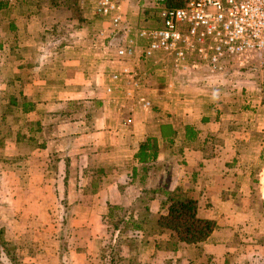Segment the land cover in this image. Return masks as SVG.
<instances>
[{"label":"crops","instance_id":"0c3cea01","mask_svg":"<svg viewBox=\"0 0 264 264\" xmlns=\"http://www.w3.org/2000/svg\"><path fill=\"white\" fill-rule=\"evenodd\" d=\"M81 8L77 26L72 10H51L53 21L70 19L48 39L17 10L0 41V85L16 99L1 115L0 223L20 264H68L74 239L81 250L70 264H106L115 207L113 218L130 209L145 224L128 235L138 240L132 264H264V79L237 84L230 60L217 72L184 73L140 51L121 59L118 43L98 35L107 22ZM148 140L157 154L143 163L136 155ZM169 193L195 199L198 215L216 221L201 245L174 250L171 232L148 224L167 211ZM51 225L69 226L63 252Z\"/></svg>","mask_w":264,"mask_h":264},{"label":"built area","instance_id":"2783aa9c","mask_svg":"<svg viewBox=\"0 0 264 264\" xmlns=\"http://www.w3.org/2000/svg\"><path fill=\"white\" fill-rule=\"evenodd\" d=\"M0 1L12 5L19 0ZM129 1L79 0L82 7L107 22L98 35L112 41L110 44L118 43L121 59L140 51L142 58L160 59L184 73L203 69L217 72L226 61L240 59L242 63L245 55H254L264 63V0H184L183 5L173 7L167 0H157L160 23L140 27L136 39H126L119 33L128 32L125 7ZM140 40L144 41L141 49ZM146 76L136 74V79Z\"/></svg>","mask_w":264,"mask_h":264},{"label":"rangeland","instance_id":"374dc122","mask_svg":"<svg viewBox=\"0 0 264 264\" xmlns=\"http://www.w3.org/2000/svg\"><path fill=\"white\" fill-rule=\"evenodd\" d=\"M2 2V1H0ZM78 1L76 0H70L67 2L66 0H19L17 3L9 5L5 2H2L5 5L4 10L0 11V41L1 39H4V37L8 36L7 32L10 29V24L12 23L13 18L15 15L18 13L16 12L17 10H22L24 13L28 15H34L36 23L38 24L40 29L42 30V34H44V37L47 39L50 37H54L55 35H58L59 33H63L64 29L59 28V26L64 25L62 24L63 22H66L68 19H73L72 22L70 21L69 23H74L76 26L80 25L82 22H84V19L82 17V8L81 5L77 3ZM73 3V4H72ZM73 6H69V5ZM159 5V2L157 0H130L129 3L127 4L125 8V26L128 29L127 31H121L119 34L126 39H136L137 37V31L139 30L140 27L143 26H151V25H158L159 18L157 15V6ZM78 6V7H77ZM67 7V8H66ZM59 9L60 12H67L72 10V17L70 18H62V21H53L50 15V11L53 9ZM62 10V11H61ZM62 15V13H61ZM96 15V14H95ZM101 18V19H100ZM100 19L101 21H105L103 17H100L96 15L94 17V21H97ZM99 24V23H98ZM66 26V25H64ZM62 26V27H64ZM88 26V25H87ZM99 26V25H98ZM124 26V25H123ZM4 27V28H2ZM56 27V28H55ZM3 29H7V31H4ZM59 31H58V30ZM57 30V31H56ZM63 30V31H61ZM54 31V32H53ZM59 32V33H58ZM4 33V34H3ZM78 33H76L77 35ZM84 34L89 37L90 39H95L96 32L95 30H88L84 31ZM119 35V36H120ZM49 36V37H48ZM122 38V39H123ZM121 39V37L119 38ZM0 52H1V47H0ZM1 56V55H0ZM198 58V57H197ZM244 60L242 63L240 62V59H232L230 61H233L232 63L234 64V69L232 70V76L236 78V83L241 84L245 81V79L249 78L252 81H261L264 79V63L261 61V59H257L254 55L251 56H244L242 57ZM231 63V62H230ZM240 80V81H239ZM2 82V77H1V66H0V84ZM250 85V84H249ZM247 85V86H249ZM254 85V84H253ZM237 88V86H236ZM244 89H246L244 87ZM13 91L8 88H2L0 85V132H5L8 127L6 126L7 123L3 122L1 119L2 114H8L9 111H6V109L3 107V105H10L9 103L11 102V96H9V92ZM13 105V104H12ZM5 109V110H4ZM8 116V115H6ZM9 116H12L10 118V121H12V127L13 131L18 130V123L17 121H14L13 117L15 114H10ZM7 118V117H6ZM15 118V117H14ZM12 131V132H13ZM11 133V132H10ZM1 137V136H0ZM1 139V138H0ZM1 148V145H0ZM1 153V150H0ZM60 208V207H59ZM58 208V213L60 215L59 209ZM56 213V209H54ZM69 227V226H68ZM68 227L64 229L63 225H56L55 228L53 225L50 226L48 232H53L55 233L56 230V235L57 236V241L62 239L61 242V249L60 251L63 252L65 245L63 243L64 241V234L66 235L67 232L69 231ZM61 231L59 232V230ZM61 235V236H60ZM103 244H102V256H106V264H112L113 261L115 264H132V261H135L133 259L132 255V249L138 247L137 242H131L126 240L125 235L121 233L119 236H111L110 233H104L103 236ZM74 242H68L69 248H65L68 251V254L66 256V261L68 264L72 263V257L73 251H78L81 250V247L78 246L76 247L75 239L73 240ZM58 243V242H57ZM110 245V246H109ZM112 245V246H111ZM58 248V246H57ZM59 252V251H57ZM178 258V257H177ZM131 262V263H130ZM141 264H145L142 262H138ZM179 261H177L175 264H178ZM61 263V262H60ZM6 264H8L6 262ZM169 264V263H168ZM171 264V262H170Z\"/></svg>","mask_w":264,"mask_h":264},{"label":"trees","instance_id":"16d2710c","mask_svg":"<svg viewBox=\"0 0 264 264\" xmlns=\"http://www.w3.org/2000/svg\"><path fill=\"white\" fill-rule=\"evenodd\" d=\"M66 1L69 2L70 0ZM76 1L80 4L79 0ZM183 3L184 0H167L168 6L172 7L181 6ZM5 5L6 4L0 2V8L5 7ZM156 8L158 11L159 7L157 6ZM15 103L16 99H11L9 104L12 105ZM188 132L191 133L192 130L188 128ZM156 154L155 145L152 144L151 140H148L141 145L136 158L140 162L146 163L149 162L151 158L156 157ZM149 202L150 198L141 197L139 205H137L140 213L149 212L150 209L147 205ZM168 202L167 211L157 215V218L150 220L152 222L149 223V221L148 224H150L152 228L157 227V229L170 231V235L176 240L174 242V250L177 248V242H185L199 246L205 242L216 229L217 223L215 220L202 218L198 215V203L195 199L181 194H170ZM115 208L110 209L109 217L112 218H110L111 220H109L110 222L107 224L106 233H110V235L114 237L115 233L119 231L118 236L122 233L125 235L126 240L137 242L138 240L136 238L128 237V235L130 231L142 230L145 228V224L143 221H135L132 213L128 217V211L130 209H127L126 213H122L123 211L121 210L120 216L115 218L119 213L118 211V213L115 212V210H120ZM113 213L114 216L116 215L114 218ZM5 235L6 227L2 226L0 223V264H6V262L8 264H20V257L16 252V244L8 241ZM112 264H115L114 261Z\"/></svg>","mask_w":264,"mask_h":264}]
</instances>
